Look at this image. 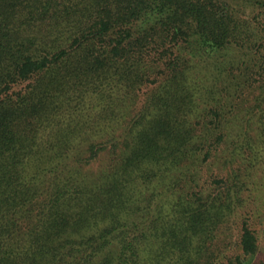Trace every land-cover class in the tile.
<instances>
[{
    "label": "trees",
    "instance_id": "trees-1",
    "mask_svg": "<svg viewBox=\"0 0 264 264\" xmlns=\"http://www.w3.org/2000/svg\"><path fill=\"white\" fill-rule=\"evenodd\" d=\"M264 0H0V264H264Z\"/></svg>",
    "mask_w": 264,
    "mask_h": 264
},
{
    "label": "rangeland",
    "instance_id": "rangeland-1",
    "mask_svg": "<svg viewBox=\"0 0 264 264\" xmlns=\"http://www.w3.org/2000/svg\"><path fill=\"white\" fill-rule=\"evenodd\" d=\"M259 210L260 211H263L264 210V203H263V205H260Z\"/></svg>",
    "mask_w": 264,
    "mask_h": 264
}]
</instances>
